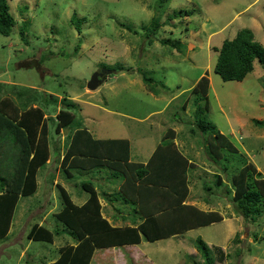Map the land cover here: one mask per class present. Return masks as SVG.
<instances>
[{
	"label": "rangeland",
	"instance_id": "374dc122",
	"mask_svg": "<svg viewBox=\"0 0 264 264\" xmlns=\"http://www.w3.org/2000/svg\"><path fill=\"white\" fill-rule=\"evenodd\" d=\"M8 4L17 22L10 35L0 34V98L8 97L19 109L31 105L45 110L49 151L46 163L37 170L35 191L19 198L9 230L0 238V264H47L58 258L62 246H75L76 236L54 216L64 200L56 184L78 201L87 195L81 181L91 180L97 185L96 180L102 183L99 177L107 175L72 170L70 177L62 171L60 163L71 129L56 133L54 116L64 95L78 101L72 111L79 126L95 138L129 139L134 158H138L141 148L142 153L149 152L155 140L173 129L176 138L171 140L191 160L192 193L210 198L220 195L212 205L238 213L232 201L233 190L230 195L224 190L230 188L232 173L242 165L239 155L257 165L264 178V124L254 121L264 122V66L255 60L253 71L242 81H224L213 70L215 49L243 27L250 28L255 40L264 44V0H8ZM185 9L189 15L181 12L167 21L170 15ZM73 14L82 18L80 33L70 20ZM152 17L166 22L148 43L143 26L149 25ZM21 22L27 27V43L18 35ZM79 38L81 45L73 56ZM102 68L114 71L96 89H88L92 73ZM142 71L151 77L153 92L143 83ZM204 75L209 79V88L207 95L200 97L190 88ZM196 100L200 105L207 102L204 117L236 146L239 153H227L229 162H214L206 134L196 126ZM7 147L9 144L4 145L3 154ZM0 160L4 162L0 173L6 177L14 169L13 158ZM223 162L230 164L226 172L221 167ZM216 173L224 181L220 186L214 184ZM209 186L215 193L205 188ZM114 193L105 194L111 195V204L123 212L124 202ZM236 215L231 217L237 218L240 227L230 240L232 248H227L223 257L219 247L211 246L213 264H264V212L255 220ZM33 223L57 229L58 234L51 243L29 240L27 233ZM193 233L200 234L205 242H223L224 227L215 222L188 236L193 237ZM168 241L150 246L154 247L153 262L187 264L186 260L179 262L181 256L177 253L170 254L176 245ZM188 242L195 245L192 238ZM164 244H168L166 249ZM121 251L124 257L132 258L130 251ZM196 257L197 264H203L201 254ZM143 261L149 263L145 262L147 258Z\"/></svg>",
	"mask_w": 264,
	"mask_h": 264
},
{
	"label": "trees",
	"instance_id": "16d2710c",
	"mask_svg": "<svg viewBox=\"0 0 264 264\" xmlns=\"http://www.w3.org/2000/svg\"><path fill=\"white\" fill-rule=\"evenodd\" d=\"M179 11L170 15L167 21L180 16L181 12L190 14L187 9ZM70 20L77 32L80 33L82 18L73 14ZM16 22L10 11L8 0H0V34L10 35ZM21 23L18 35L27 43L25 39L27 27L25 22ZM163 23L152 17L149 25L143 26L148 43L154 40L153 36ZM162 42L170 43L173 47L176 46L175 43L167 40H162ZM80 45L79 38L73 48V56L79 51ZM215 51H217V58L213 70L224 81H242L253 71L255 60L264 66V44L256 41L252 30L247 27L237 30L231 39H224ZM111 71L114 70L111 69ZM141 74L143 83L149 91L153 92L151 77L143 71ZM208 88L209 79L204 75L190 89V92L205 97ZM18 92L23 93V91ZM48 95L50 98L55 97L53 94ZM28 101V99L25 100V103ZM60 104L62 105L54 116L56 120L54 131L59 133L63 128L71 129L60 163L62 171L67 176L73 175L71 172L73 169L91 171L103 167L110 168L114 177L122 179L121 189L133 201L135 193L149 180L148 177L143 179L142 176L150 175L153 159H158L160 149H166L170 153L173 163H176L178 158L182 161L183 172H179L178 176L174 172L171 176L160 172L157 176V183L158 185L167 183L170 190L173 188L171 194L172 192L176 193L181 184L183 191L180 192L179 199L174 197L167 202L158 201L149 209L142 207V204L139 203L143 216L142 222L134 226L118 227L111 225L102 217L98 194L90 180L80 183L81 188L88 194L82 205L73 203L68 193L57 183L56 186L64 200L61 209L54 216L76 236L77 242L75 246H62L58 258L48 264H89L95 249L139 243L140 234L146 240L155 241L221 219L220 214L216 211L205 212L195 206L182 204V200L188 192L186 168L192 165L171 140L174 137L173 129H169L151 158L143 165L129 160L130 141L128 139L95 138L87 128L79 126L77 116L72 111L78 106V101L64 95L60 99ZM18 107L8 97L0 98V141L7 142L0 144V158L11 156L14 165L10 175L5 177L0 173V238L6 236L9 230L19 198L35 191L37 170L46 163L49 151L48 120L46 121L47 117H43L45 110L37 106L31 107V105L27 106L29 109L24 107V109H19ZM182 107L184 108L185 105L182 104ZM207 110V102L200 105L197 104V100L195 101L196 126L206 134L207 147L213 155L214 162H229L231 158L228 154L234 155L239 152L228 136L204 117V112ZM254 121L256 124H264L258 119ZM7 144L9 147L3 154L4 145ZM8 151L10 152L8 153ZM239 156L242 165L232 173L230 185H228L230 188L226 187L224 194L230 195L233 190L232 201L236 203V211L245 220H255L264 212V178L254 164L246 160L244 155ZM7 160L9 159H6V162ZM1 164H4L2 160H0ZM221 167L226 172L230 164L223 162ZM136 179L139 181L137 184L135 183ZM223 183L221 175L216 173L214 184L220 186ZM205 188L212 190L211 186ZM155 195H158V189H156ZM57 234V229L51 230L42 224L33 223L29 228L27 238L51 243ZM194 244L203 258V264H213L210 248L206 243L197 237Z\"/></svg>",
	"mask_w": 264,
	"mask_h": 264
},
{
	"label": "crops",
	"instance_id": "0c3cea01",
	"mask_svg": "<svg viewBox=\"0 0 264 264\" xmlns=\"http://www.w3.org/2000/svg\"><path fill=\"white\" fill-rule=\"evenodd\" d=\"M196 81L197 80H195V83H196ZM162 137L158 141L155 140V145L149 147V152L142 153L141 151H143V150L140 146L141 149L138 151L140 153L136 155L138 158H134L131 154V151H130L129 160L132 162L141 163V164L145 165L146 162L153 155L157 146L164 139V136H162ZM173 138H174L173 141H175L176 136H174ZM144 142L145 141H142L143 145L145 144ZM174 144H176V143H174ZM130 146H131V143H130ZM56 149H58L57 146H55V150ZM63 151H62V153H63ZM169 154L170 153L167 152L166 149H160V151H158L159 157H158V159L157 158L153 159L152 170H151L150 175L147 174L145 176H142L143 179L148 177V179L150 181L149 180L146 181L147 182V183H145L146 185L142 186L140 188V190L135 193V195L133 197L134 198L133 201L121 189L122 179L120 180L119 177L118 178L114 177L112 174V171L108 170L107 168L103 167V168H99L98 170H91V171L73 169V171L86 172V173H96V174L106 172L107 173L106 176H100L99 177V179L102 180V183H99L98 180H96L97 185H94V187L97 191V194H98L99 203L101 205L102 217H104L107 221H109V223H111V225L118 226V227L125 226V224H137L138 225L142 222V219H143L142 213H141L140 208H139V203L142 204V207H146L147 209H149L150 207H152V205H154L155 202H158V201L159 202L160 201L167 202L171 199H174V197L176 199L180 198V194L182 193L181 191H183L182 184L180 186H178V188H177L178 191L176 193L172 192V194H171L170 192L172 191L173 188H171V190H170L167 183L159 184V185L157 183V181H158L157 176H158V174H160V172H162L163 174H168L170 176L173 175V172L177 173V176L180 174L179 172H183L182 161H180V159L178 158L176 163H173L171 161L172 157H170ZM60 159H61V157H60ZM190 161L191 160L188 159L189 163H190ZM171 164H174V165H171ZM256 167H257V170L262 172L257 165H256ZM186 169H187L186 174H187V181H188L187 182L188 192H187V195L185 196L184 200H182V204L195 206V207H197V208H199L205 212L216 211L217 213H219L221 216V219L218 221L211 222L208 225H211V224H214L215 222H217L219 225L224 227V235L222 238L223 242H213V241L205 242L202 239L201 235L197 234V233L191 234L193 237L188 236V234L190 232H193V230H200L203 227L208 226V225L195 227V228L189 229L185 232L174 234V235L169 236L167 238H162V239H158L155 241L146 240L142 236V234H140L141 240L139 243L125 244L122 246H113V247L95 249L89 264H128L130 261H132V264H143L142 263V262H144L143 259L146 260V258H147V261H145V262H149V263H144V264H156L152 260L154 257L153 256L154 253H152L151 250H154L152 248H154L153 246H156L158 244V242H160V241L161 242L162 241L170 242L168 240H173L174 244L176 245L175 249L173 251H170V254L172 255L174 253H177L178 255H180L181 256V259H179L180 263H183L184 260H186L185 262H187V264H190V262L192 264H197V261L195 260V258H197L196 256L199 254V252L195 248V245H190L188 242V238H192L195 241V239L197 237H200L206 243V245L209 248L213 245L219 247L224 252L223 253L221 251L219 254H222L223 257L226 256L227 255V248H229V247L232 248L231 246H229L230 240L237 234L238 229L236 230V228L240 227V225H238L236 222L237 218L231 217V216H235L238 213L229 212L231 214L233 213V215H229V213L226 212L225 209L219 208V207H217V208L214 207L212 205V203H215V200H218L219 199L218 197H221L220 195H214V197H212V198H210V196H207V195H204V196L202 195L203 197H200L198 195H194L191 191L189 167H187ZM93 179L95 180L98 178L94 177ZM54 181L56 182V180H54ZM91 182L93 183V181H91ZM135 183L137 184V183H139V181L136 179ZM100 188H107V189L104 191H101ZM156 189H158V195H155ZM111 192H115L114 194L118 193V195H119L118 198L120 197L121 202H124L121 205V207L123 208V212H120L119 209H116V207H114L113 204H111V195L109 196V195L105 194V193L109 194ZM212 193H215V192H212ZM87 196H88V194L86 196L82 195L81 199L78 201L73 200L71 197H70V199L72 200L73 203H75L77 205H82L86 201ZM108 202H109V204H108ZM109 208L114 209V211H116V213L110 211ZM225 216L227 218H225ZM231 218H233V220ZM151 245H153V246L150 247ZM164 245L165 246L163 248L166 249L168 246L166 244H164ZM122 249H126L127 251H130L132 258L131 257L130 258L124 257L123 252L121 251ZM210 250H211V248H210ZM184 257H186V259ZM253 259L256 260L255 258H253Z\"/></svg>",
	"mask_w": 264,
	"mask_h": 264
},
{
	"label": "water",
	"instance_id": "95a60500",
	"mask_svg": "<svg viewBox=\"0 0 264 264\" xmlns=\"http://www.w3.org/2000/svg\"><path fill=\"white\" fill-rule=\"evenodd\" d=\"M111 72L112 71L110 69L105 68L94 71L87 81V88L91 90L96 89Z\"/></svg>",
	"mask_w": 264,
	"mask_h": 264
}]
</instances>
